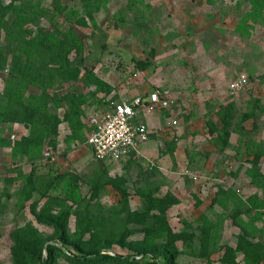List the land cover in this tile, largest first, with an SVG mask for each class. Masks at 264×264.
Wrapping results in <instances>:
<instances>
[{
  "label": "rangeland",
  "instance_id": "rangeland-1",
  "mask_svg": "<svg viewBox=\"0 0 264 264\" xmlns=\"http://www.w3.org/2000/svg\"><path fill=\"white\" fill-rule=\"evenodd\" d=\"M0 1L9 17L20 5ZM33 1L48 11L44 26L83 37L70 59L89 99L82 130L66 120L67 103L54 108L58 132L34 154L23 148L30 124H0V264H43L49 245L64 249L50 264H77L71 254L96 248L130 260L176 249L178 264H264V0ZM8 76L1 63L0 91ZM240 77L249 84L232 90ZM151 91L175 102L143 116L147 143L96 159L90 118ZM40 216L60 220L66 239Z\"/></svg>",
  "mask_w": 264,
  "mask_h": 264
},
{
  "label": "trees",
  "instance_id": "trees-1",
  "mask_svg": "<svg viewBox=\"0 0 264 264\" xmlns=\"http://www.w3.org/2000/svg\"><path fill=\"white\" fill-rule=\"evenodd\" d=\"M57 2L59 12H62V7ZM42 19L51 20L48 11L33 0H20V5L11 17L0 1V64H9L6 87L0 91V124L13 121L32 126V136L24 138L23 148L26 154L36 153L46 136L58 132L59 118L56 112L53 113V109L64 103L69 105L66 120L73 128L82 130V108L89 99L75 85L81 71L71 66L70 59L73 50L81 52L83 37L77 29L67 30L62 36L59 29L44 26ZM159 202L162 204L164 199ZM38 218L53 224L61 239H66V227L60 220L48 216ZM133 232L130 230L121 234L117 242L123 245ZM48 249L49 256L43 264H50L55 253L64 252L63 248L55 245H49ZM224 250L226 260L232 258V247L224 246ZM153 252L140 249L138 254L145 258L130 260L129 256L104 254L102 248H96L88 252L73 253L70 258L77 264H178L176 249L166 251L163 259L154 254L147 259Z\"/></svg>",
  "mask_w": 264,
  "mask_h": 264
},
{
  "label": "built area",
  "instance_id": "built-area-1",
  "mask_svg": "<svg viewBox=\"0 0 264 264\" xmlns=\"http://www.w3.org/2000/svg\"><path fill=\"white\" fill-rule=\"evenodd\" d=\"M249 84L247 77L230 83L234 91ZM175 100L169 91H151L130 100L112 102L111 109L90 118L86 140L98 160H120L137 151L148 141L149 126L141 117L152 115L157 108H170Z\"/></svg>",
  "mask_w": 264,
  "mask_h": 264
},
{
  "label": "crops",
  "instance_id": "crops-1",
  "mask_svg": "<svg viewBox=\"0 0 264 264\" xmlns=\"http://www.w3.org/2000/svg\"><path fill=\"white\" fill-rule=\"evenodd\" d=\"M147 94H148V93H147ZM147 94H146V95H147ZM141 119L143 120V116L141 117ZM143 121H144V120H143ZM146 143H147V142H146ZM144 144H145V143H143L141 146H143ZM141 146H140V147H141Z\"/></svg>",
  "mask_w": 264,
  "mask_h": 264
}]
</instances>
